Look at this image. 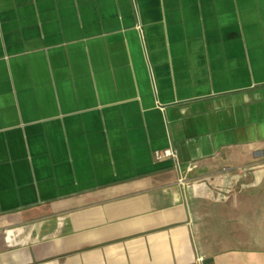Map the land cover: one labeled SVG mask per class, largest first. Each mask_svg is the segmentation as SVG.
I'll return each mask as SVG.
<instances>
[{
    "label": "crops",
    "instance_id": "obj_1",
    "mask_svg": "<svg viewBox=\"0 0 264 264\" xmlns=\"http://www.w3.org/2000/svg\"><path fill=\"white\" fill-rule=\"evenodd\" d=\"M0 264H264V0H0Z\"/></svg>",
    "mask_w": 264,
    "mask_h": 264
},
{
    "label": "built area",
    "instance_id": "obj_2",
    "mask_svg": "<svg viewBox=\"0 0 264 264\" xmlns=\"http://www.w3.org/2000/svg\"><path fill=\"white\" fill-rule=\"evenodd\" d=\"M176 153L175 150L172 147H168L162 150H156L154 152V157L156 159L166 158V157H172L175 158Z\"/></svg>",
    "mask_w": 264,
    "mask_h": 264
}]
</instances>
